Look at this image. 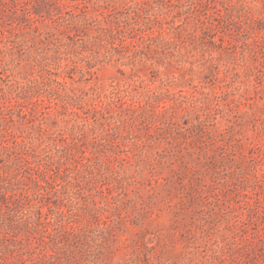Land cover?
I'll return each instance as SVG.
<instances>
[{
    "label": "rangeland",
    "instance_id": "374dc122",
    "mask_svg": "<svg viewBox=\"0 0 264 264\" xmlns=\"http://www.w3.org/2000/svg\"><path fill=\"white\" fill-rule=\"evenodd\" d=\"M0 264H264V0H0Z\"/></svg>",
    "mask_w": 264,
    "mask_h": 264
}]
</instances>
